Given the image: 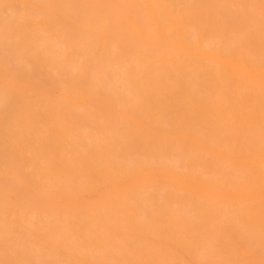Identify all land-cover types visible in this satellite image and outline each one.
<instances>
[{
  "label": "bare ground",
  "instance_id": "obj_1",
  "mask_svg": "<svg viewBox=\"0 0 264 264\" xmlns=\"http://www.w3.org/2000/svg\"><path fill=\"white\" fill-rule=\"evenodd\" d=\"M0 264H264V0H0Z\"/></svg>",
  "mask_w": 264,
  "mask_h": 264
}]
</instances>
